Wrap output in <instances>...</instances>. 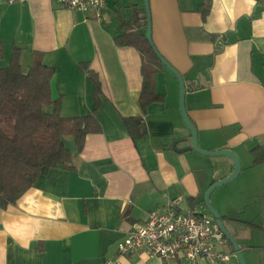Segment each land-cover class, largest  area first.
I'll use <instances>...</instances> for the list:
<instances>
[{"label":"crops","instance_id":"obj_1","mask_svg":"<svg viewBox=\"0 0 264 264\" xmlns=\"http://www.w3.org/2000/svg\"><path fill=\"white\" fill-rule=\"evenodd\" d=\"M205 3L210 11L204 19ZM149 4L153 43L186 81V109L201 147L231 151L241 161L243 192L231 189L232 205L249 189L264 201V164L255 165L252 153L264 149V0ZM145 13L142 0H108L100 21L52 0H0V69L9 66L15 48L23 71L32 66L34 52L42 54L56 72L61 115L84 117L96 110L102 129L86 137L72 170L52 169L15 205L0 209V264H107L118 259L119 244L150 211L182 198L187 209L205 212L207 190L234 171L231 159L193 150L178 80L165 67L155 78L164 100L141 108L142 55L116 38L126 32L125 23ZM141 32L146 36L147 23ZM129 118L143 122V136L133 138L139 127L133 124L131 132ZM214 204L247 264H260L253 255H264L257 236L264 223L255 219H264V206L263 216L243 220ZM227 245L231 262L235 255ZM119 262L166 264L145 252Z\"/></svg>","mask_w":264,"mask_h":264},{"label":"trees","instance_id":"obj_2","mask_svg":"<svg viewBox=\"0 0 264 264\" xmlns=\"http://www.w3.org/2000/svg\"><path fill=\"white\" fill-rule=\"evenodd\" d=\"M209 11L210 4H203L201 12L204 19ZM145 16L133 24L125 23V30L128 31L116 38L118 45L132 46L142 55L143 89L140 105L144 112L149 105L164 100V95L158 94L155 89L156 75L164 66L141 32L147 23ZM33 59L32 66L24 72L19 49L15 48L9 66L0 69L2 210L15 205L34 186L39 177L48 174L52 169H73L74 154L66 150L62 138L74 140L79 150H82L86 137L102 130L96 118V110L84 117L66 118L61 115V100L53 101L51 92V81L56 75L55 69L46 66L42 54L38 52H34ZM92 79L98 98V94L101 93L100 83L96 76ZM47 108H51V112L47 111ZM126 124L131 128V132L133 124L139 127V134L132 135L133 138L136 135H144L145 126L141 120L129 118L126 119ZM252 153L255 165L264 164L263 148L257 147ZM194 201L195 199H190V202Z\"/></svg>","mask_w":264,"mask_h":264},{"label":"built area","instance_id":"obj_3","mask_svg":"<svg viewBox=\"0 0 264 264\" xmlns=\"http://www.w3.org/2000/svg\"><path fill=\"white\" fill-rule=\"evenodd\" d=\"M27 0H10V2ZM61 7L82 13H94L96 20L108 0H52ZM228 240L213 216L184 207L182 198L167 200L163 208L150 211L147 219L135 224L118 246V259L107 264H120L119 259L145 252L166 264H228L232 254L225 248Z\"/></svg>","mask_w":264,"mask_h":264},{"label":"water","instance_id":"obj_4","mask_svg":"<svg viewBox=\"0 0 264 264\" xmlns=\"http://www.w3.org/2000/svg\"><path fill=\"white\" fill-rule=\"evenodd\" d=\"M144 6H145V12H146V17H147V33H146V38L151 46V48L154 51V54L158 57V59L161 61L162 65L167 68L178 80L179 86H180V110L182 114V118L184 121L185 126L189 130L193 142V150L206 157H211V158H216V157H226L229 158L233 161L234 164V171L232 174L223 179L220 180L219 182H216L213 184L205 193L204 196V205L206 210L213 216L215 219L217 225L219 226L221 232L224 234L225 238L228 240L229 244L232 246L234 255L238 261L239 264H247V261L245 259L243 249L241 248L240 244L235 240V238L232 236V234L228 231L224 217L214 208L211 197L212 194L218 189L223 186L228 185L229 183L235 181L238 176L241 173V161L239 157L228 150H222V151H207L204 150L199 142V137L197 130L195 126L192 124L191 120L189 119L187 109H186V93H187V88H186V81L183 77L182 74H180L177 70H175L168 62L163 58V56L159 53L157 50L156 46L153 43L152 40V23H151V11H150V4L149 0H144ZM51 92H52V99L53 101H56L59 99V94L57 90V78L56 76L52 79L51 81ZM62 143L64 144L65 148L67 151H69L71 154H78L79 153V148L77 147V144L74 140H66L64 138L61 139ZM229 220V219H227ZM231 221V220H230ZM235 221V220H232Z\"/></svg>","mask_w":264,"mask_h":264},{"label":"rangeland","instance_id":"obj_5","mask_svg":"<svg viewBox=\"0 0 264 264\" xmlns=\"http://www.w3.org/2000/svg\"><path fill=\"white\" fill-rule=\"evenodd\" d=\"M142 1L144 3V0H142ZM27 71L28 70H24V72H27ZM216 169H212V170L215 173H217L218 171ZM240 181H241V178H237L235 181L229 183L228 185L223 186L221 188H218L216 190L217 192L215 191L216 193L212 194V197H211L212 204H214V202H217V201L219 203H221L222 204V210L225 209V212L231 218H237V219H243V220H246V219L252 220L255 216H259V217L263 216L262 215V212H263L262 207L264 206V201H263L261 194L256 192L254 189H249L246 193H244V195L242 196V199L240 201H238L237 203H234L232 205V199L234 198V194H232V193L235 190L238 192H243L242 191L243 185L240 183ZM233 188H235V190H231ZM255 193H258V195H255ZM253 205H255V206H253ZM239 207H243V208L239 209ZM249 209H252L251 213H249V215H246L247 210H249ZM239 210H242V212H239ZM245 211H246V213H245ZM243 213H245V214H243ZM255 220H256V223H258V224L264 223V219L258 220V221H257V219H255ZM257 236H258L259 240L261 239L259 243L263 245L264 244V234L258 233ZM225 250L227 252H231V248L229 247V245L225 248ZM253 256H254L255 261L257 263L264 264V255L262 256L260 254H255ZM229 264H239V263H238L236 257H233L232 261Z\"/></svg>","mask_w":264,"mask_h":264}]
</instances>
